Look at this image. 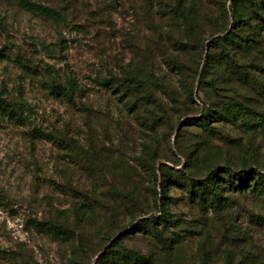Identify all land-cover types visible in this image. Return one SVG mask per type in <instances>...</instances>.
Returning a JSON list of instances; mask_svg holds the SVG:
<instances>
[{
  "label": "rangeland",
  "instance_id": "374dc122",
  "mask_svg": "<svg viewBox=\"0 0 264 264\" xmlns=\"http://www.w3.org/2000/svg\"><path fill=\"white\" fill-rule=\"evenodd\" d=\"M30 1L65 19L0 0V264H264V195L225 187L214 211L159 187L264 169V128L198 121L218 102L264 114V0H180L190 25L176 0Z\"/></svg>",
  "mask_w": 264,
  "mask_h": 264
},
{
  "label": "trees",
  "instance_id": "16d2710c",
  "mask_svg": "<svg viewBox=\"0 0 264 264\" xmlns=\"http://www.w3.org/2000/svg\"><path fill=\"white\" fill-rule=\"evenodd\" d=\"M20 4H22L25 8L29 9L30 11L43 15L49 16L57 20H64L65 14L63 10H56L51 6L42 5L39 3L32 2L30 0H17ZM264 3V1H263ZM174 10L184 17V20L187 21V24L190 25L192 21V16L185 14L180 0H176V5ZM232 23L233 28L236 26H246L249 22L248 19L244 17V15L234 9L232 6ZM233 32H229V34L223 37H215L213 38V43L217 46L220 54L223 55L226 59V62L230 61L233 62L232 52L228 50L227 44L228 40L233 42L232 38ZM237 44V43H236ZM204 68L201 73H199L200 80L204 82L205 78H209L206 76L210 73V70L214 66V62L212 58H205L204 60ZM263 67H260L262 70ZM133 76H130L131 81H138L139 79H132ZM206 82H208L206 80ZM162 87V86H161ZM59 92L57 93V95ZM193 89L190 87L188 90V98L193 101ZM201 103L202 100H200ZM211 106V107H210ZM0 107H3L5 110L7 105H4L3 102L0 101ZM214 119L215 121L220 120L226 123H230L236 126L242 127H249V128H264V114L256 112L252 108L241 104V103H233V102H218L212 105L207 104V109L204 112V115L201 119H199L200 126L203 131L207 132L211 129V120ZM247 170L246 172H235L230 167L219 168L215 164L211 165L208 172L206 173L205 177L201 179H195L194 176L190 173H182V172H175V173H166L164 172L163 178L159 182V187L161 189L160 197L166 198L168 188L173 185L177 184L182 186L186 189L188 196L193 199H199L203 201H208L210 204V208L214 211L221 210V207L225 201V187H232L238 188L240 190L249 189L251 191H257L258 193L264 195V169L262 168L261 171L256 168H248L244 166ZM248 168V169H246ZM220 172H223L221 175ZM232 172V174H231ZM261 186V188H259ZM230 189V188H229ZM264 197V196H263ZM160 216L154 217L150 219L152 222L153 227L155 228L156 232H159V228L157 224L165 222L166 217H168V210H160ZM136 227H139L138 230L142 228L140 224H136Z\"/></svg>",
  "mask_w": 264,
  "mask_h": 264
}]
</instances>
